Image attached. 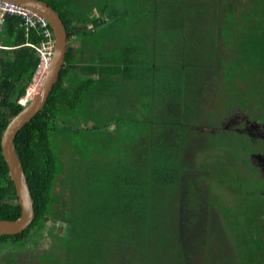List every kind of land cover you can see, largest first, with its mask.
I'll use <instances>...</instances> for the list:
<instances>
[{
  "label": "trees",
  "instance_id": "trees-1",
  "mask_svg": "<svg viewBox=\"0 0 264 264\" xmlns=\"http://www.w3.org/2000/svg\"><path fill=\"white\" fill-rule=\"evenodd\" d=\"M40 1L60 16L68 48L44 107L14 138L34 218L0 236V264H19L16 252L25 264H264V194L231 185L244 180L236 139L200 136L196 111L209 79L222 77L230 105L237 80L260 65L264 0ZM1 28L0 141L23 109L44 40L17 15ZM19 216L0 147V220ZM215 235L232 259L210 251ZM198 249L203 262L192 260Z\"/></svg>",
  "mask_w": 264,
  "mask_h": 264
},
{
  "label": "rangeland",
  "instance_id": "rangeland-1",
  "mask_svg": "<svg viewBox=\"0 0 264 264\" xmlns=\"http://www.w3.org/2000/svg\"><path fill=\"white\" fill-rule=\"evenodd\" d=\"M238 1H241L242 3L247 4V2H246L247 0L246 1L245 0H238ZM223 2L226 3L227 1L224 0ZM223 2L221 3L222 5H224ZM128 22H129L128 20H122V21L119 20L116 23V25L121 28L122 25H126ZM220 55L222 57H226V60L229 59L227 57L228 54L224 55V52H221ZM45 60H47V62L45 63V67H46L49 60L48 59H45ZM261 60L262 61L260 62V65L254 64V65H251L249 68L246 69V72H247L246 75L249 77V80L247 83L242 81V80H239V79L237 80L240 90L242 89L241 91H245V92L242 93L240 90L238 92L236 91V93L231 98L228 97L227 100H228V102H230V105L232 107H234L238 110H241L243 112H246V115L250 116L253 120H255V123L263 125L264 124V117H263V115H264V58ZM42 62L43 61H41V63ZM41 63L39 65V67L41 66ZM35 77H36V75L34 76L30 86L27 88L28 94L31 93L32 88L35 85V83H34ZM207 83H209V85L212 87V89L207 94L208 101H205L202 104V106H203V109L206 113H210L213 108H215L216 111H218L220 109L219 107H221L223 105V103L225 102L226 90H225V85L222 81L221 76L217 77L214 80L209 79L207 81ZM244 84L246 85V87ZM247 86H249V87H247ZM252 88H253V90H252ZM38 90H39V87L37 88L36 91H38ZM252 91L255 92L254 96L252 94ZM31 97L29 99H27L28 98V95H27L25 100L28 101L31 99ZM253 97L256 99L255 102H252L250 100ZM23 103H25V102L23 101ZM250 106H253L255 111L253 110V108H250ZM254 113L257 116H255ZM242 114H244V113H242ZM222 118H223V116H220L218 118H216V116H215L214 121H212V122L208 121L207 124L211 128H216V127H218L219 123H222L221 122ZM199 121H200L201 125H203L204 122H206V121L201 120V119H199ZM255 123H254V125H255ZM112 126H113V124L111 123L110 127H112ZM221 127L222 126L218 127V129H217L218 132H221V130H222ZM254 129L255 128H251V131H250V138L253 139V141H254L253 143H250V140H248L247 137L236 135V138H235L236 139V142H235V144H236L235 149L236 150H234L235 166H234V164H233V166H234V168H237L239 175L244 176V180L240 181V179H241L240 176L237 177V180H234V179L229 180L231 182V185H233V187L238 191V193H240V195H244V196L249 195L251 197V199H253L256 196H260V195L264 194V170L260 171L261 175L258 176L257 172L254 171L250 166V165H253L254 167L255 166L258 167V164H259L257 159L255 160L253 157H251V159H250V153H252V152L253 153H262L264 155V144L260 143V141H258V140L255 141L257 138H259V130L261 129V131L264 132V129L261 127H256V130H254ZM259 177H261L263 180H261ZM214 191L216 192V195L219 198V200L221 201V203H223L225 206L228 205L232 210H234L238 206L237 203L239 202V200L234 195H231L230 193L219 192V191H216V189H214ZM218 210H219V205L217 204V207L212 211V217H216L218 215V213H217ZM233 213H235V212H233ZM48 226H50V221L48 222L46 227H48ZM56 227H58L57 231L61 232L60 230H61L62 226L57 224ZM220 237H222V236H220ZM41 243L46 244L44 241ZM221 246H222V244H220V239L215 235V238L212 241L211 246L209 247L210 251L215 253V254H218L220 251L224 252L225 255L227 254L228 257L230 259H232L233 253L230 254L229 253L230 251H228V250H227L228 253H226L227 251L223 248V246L221 248ZM4 254L6 256V254H7L6 249L0 253V262H2L3 260H6V259H3ZM14 254H15V256L16 255H22V256L17 258L21 264H23L25 262L24 255L22 252H16ZM15 256H14L12 261L16 260ZM11 257L12 256L10 255L9 258H11ZM192 260L197 261V262L205 261L206 260L205 253L201 249L195 250V252L193 253V256H192ZM26 264H30V263H26Z\"/></svg>",
  "mask_w": 264,
  "mask_h": 264
},
{
  "label": "water",
  "instance_id": "water-1",
  "mask_svg": "<svg viewBox=\"0 0 264 264\" xmlns=\"http://www.w3.org/2000/svg\"><path fill=\"white\" fill-rule=\"evenodd\" d=\"M1 1L18 4L38 14L48 23L53 33V49L49 58L46 74L40 83L39 90L32 95L30 100L26 101V97L24 98V102L26 103L23 109L8 123L0 141L1 154L7 166L9 178L13 183L17 202L20 207V216L17 220H0V236H14L25 231L31 225L34 218L33 200L15 152L14 138L44 107L64 65L68 48V34L58 13L46 2L40 0ZM36 73H38V69Z\"/></svg>",
  "mask_w": 264,
  "mask_h": 264
},
{
  "label": "flooded vegetation",
  "instance_id": "flooded-vegetation-1",
  "mask_svg": "<svg viewBox=\"0 0 264 264\" xmlns=\"http://www.w3.org/2000/svg\"><path fill=\"white\" fill-rule=\"evenodd\" d=\"M227 54H229L228 52H226ZM214 80V79H213ZM210 85L209 83H206L204 86V96H201L200 98H197V102L198 103V108L196 109V111L199 114V118L201 120H204L206 122H204L203 126H202V130H201V135H205V137H207V135L210 133L212 134H217L220 135L222 132H228V139L230 136H233L236 138V135L239 136H244V137H248V139H251L253 141L252 138H250V131L251 128H255L254 130H256V127H261L264 129V124H258L255 123V120H253L250 116L246 115V112H243L241 110H238L234 107H232L231 105H227L229 103L224 102L223 105L221 107H219L220 109L218 111H216L215 108L212 109V111L210 113H206L203 109L202 104L205 101H208L207 99V95H206V91L209 89ZM207 89V90H206ZM244 113V114H242ZM216 116V118L223 116L222 118V123H219L218 127L222 126V130L221 132H218L216 128H211L207 123L214 121V117ZM255 123V125H254ZM253 124V125H252ZM201 125V124H200ZM260 141V143L264 144V132L261 131V129L259 130V138H257L255 141ZM251 157H253L255 160L257 159V161L259 162L258 164V169L259 171L264 170V155L262 153H250V159Z\"/></svg>",
  "mask_w": 264,
  "mask_h": 264
},
{
  "label": "built area",
  "instance_id": "built-area-1",
  "mask_svg": "<svg viewBox=\"0 0 264 264\" xmlns=\"http://www.w3.org/2000/svg\"><path fill=\"white\" fill-rule=\"evenodd\" d=\"M17 15L25 18L29 25L41 30L43 41L37 48V53L41 61L50 58L53 49V33L47 29L48 23L38 14L26 9L18 4L0 0V32L4 17L6 15Z\"/></svg>",
  "mask_w": 264,
  "mask_h": 264
},
{
  "label": "bare ground",
  "instance_id": "bare-ground-1",
  "mask_svg": "<svg viewBox=\"0 0 264 264\" xmlns=\"http://www.w3.org/2000/svg\"><path fill=\"white\" fill-rule=\"evenodd\" d=\"M46 62H47V60H45V61H43L41 63V66L39 67L38 73L36 74V77H35V82H34L35 85L33 86L31 93L28 94V98L27 99H29L32 96V94H34L36 92L37 88L40 85L39 83H41V81L43 80V78H44V76L46 74L47 67H48V64L45 67V63ZM21 103H23V102H21Z\"/></svg>",
  "mask_w": 264,
  "mask_h": 264
},
{
  "label": "clouds",
  "instance_id": "clouds-1",
  "mask_svg": "<svg viewBox=\"0 0 264 264\" xmlns=\"http://www.w3.org/2000/svg\"><path fill=\"white\" fill-rule=\"evenodd\" d=\"M40 63H41V62H40ZM26 95H27V93H26ZM25 97H26V96H25ZM25 97H24V98H25ZM24 98H23V99H24ZM23 99L19 101V102H20V104H21L22 106H24V105H25V103H21V101H24Z\"/></svg>",
  "mask_w": 264,
  "mask_h": 264
},
{
  "label": "crops",
  "instance_id": "crops-1",
  "mask_svg": "<svg viewBox=\"0 0 264 264\" xmlns=\"http://www.w3.org/2000/svg\"><path fill=\"white\" fill-rule=\"evenodd\" d=\"M21 102H23V101H21Z\"/></svg>",
  "mask_w": 264,
  "mask_h": 264
}]
</instances>
